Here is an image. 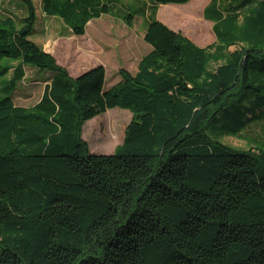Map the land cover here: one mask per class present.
Here are the masks:
<instances>
[{
	"label": "trees",
	"instance_id": "1",
	"mask_svg": "<svg viewBox=\"0 0 264 264\" xmlns=\"http://www.w3.org/2000/svg\"><path fill=\"white\" fill-rule=\"evenodd\" d=\"M21 1L24 19H0V264H264V137L246 135L264 122V0H212L205 48L157 20L192 0H151L152 51L109 89L103 66L72 78L33 42ZM111 7L41 0L76 36ZM26 68L52 73L32 107L14 102ZM116 108L133 115L122 145L92 154L85 124Z\"/></svg>",
	"mask_w": 264,
	"mask_h": 264
},
{
	"label": "rangeland",
	"instance_id": "2",
	"mask_svg": "<svg viewBox=\"0 0 264 264\" xmlns=\"http://www.w3.org/2000/svg\"><path fill=\"white\" fill-rule=\"evenodd\" d=\"M112 4L110 13L90 23L83 36H76L57 18H48L41 9V0H32L37 11V23L31 40L45 52L53 55L58 64L65 68L72 78L102 65L106 70V89L121 81L119 73L126 69L136 75L141 60L152 48L144 36L150 20L151 0H103ZM212 0H192L186 5L159 7L157 18L171 30L183 34L195 45L205 48L216 42L214 24L206 19L205 11ZM193 8H199L196 23L184 18ZM11 16L15 20L26 17L21 0H0V19ZM150 18H149V17ZM202 31L197 33L198 28ZM26 79L20 83L14 102L17 106L32 107L40 101L45 80L51 72L40 74L26 68ZM133 119L129 110L116 108L87 122L83 139L95 155H111L122 145L126 130ZM208 133L217 136L223 123ZM216 132V133H215ZM249 137H264V122L253 126L246 134ZM220 140L238 150H247L249 144L235 137H221Z\"/></svg>",
	"mask_w": 264,
	"mask_h": 264
},
{
	"label": "crops",
	"instance_id": "3",
	"mask_svg": "<svg viewBox=\"0 0 264 264\" xmlns=\"http://www.w3.org/2000/svg\"><path fill=\"white\" fill-rule=\"evenodd\" d=\"M149 17V16H148ZM150 18V17H149ZM99 19H101V18H99ZM99 19H94V20H92V21H90L89 23H88V25L90 24V23H92V22H94V21H97V20H99ZM151 19V18H150ZM157 20H159L158 18H157ZM150 21V20H149ZM160 21V20H159ZM87 25V26H88ZM100 66H102V65H100ZM100 66H98V67H100ZM96 68V67H95ZM123 70H126V69H123Z\"/></svg>",
	"mask_w": 264,
	"mask_h": 264
}]
</instances>
